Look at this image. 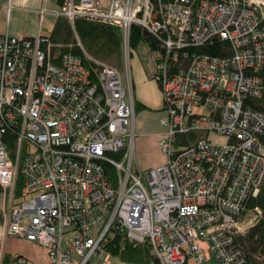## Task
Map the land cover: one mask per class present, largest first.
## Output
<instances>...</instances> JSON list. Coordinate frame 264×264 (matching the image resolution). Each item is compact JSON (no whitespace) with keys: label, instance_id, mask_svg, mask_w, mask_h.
<instances>
[{"label":"built area","instance_id":"2783aa9c","mask_svg":"<svg viewBox=\"0 0 264 264\" xmlns=\"http://www.w3.org/2000/svg\"><path fill=\"white\" fill-rule=\"evenodd\" d=\"M52 13L117 26L123 69L0 32L6 232L47 264H112L116 236L148 241L159 264H249L236 242L263 217L246 201L264 181V0H64ZM133 25L155 36L139 44L163 97L164 160L147 170L132 168ZM214 41L226 52L196 51Z\"/></svg>","mask_w":264,"mask_h":264},{"label":"trees","instance_id":"16d2710c","mask_svg":"<svg viewBox=\"0 0 264 264\" xmlns=\"http://www.w3.org/2000/svg\"><path fill=\"white\" fill-rule=\"evenodd\" d=\"M64 0H56L61 5ZM52 42L62 45L61 52H72L84 56V52L89 56L101 60H119L121 57V31L117 26L107 25L97 21L84 18H76L73 25L64 16H58L53 28L48 35ZM80 41L81 47L77 45ZM140 41L157 47L155 36L140 26L133 25L131 29V45L136 48ZM226 45V43H225ZM222 47V42L214 41L205 43L196 48L197 52L210 55H222L226 52ZM107 63V62H106ZM139 108L136 103V109ZM10 134L11 130H7ZM264 142V137L261 136ZM0 186V193H2ZM18 193V190H17ZM259 206L263 211V217L253 226L249 227L245 234L237 238V244L244 252L246 261L249 264H264V181L256 196H251L246 201V208ZM1 220V211H0ZM114 243L120 246H108L112 253H117L121 260L129 263L159 264L157 258L150 247L148 241L136 242L123 236H116ZM3 261H7L8 256H3ZM16 259V258H15Z\"/></svg>","mask_w":264,"mask_h":264},{"label":"rangeland","instance_id":"374dc122","mask_svg":"<svg viewBox=\"0 0 264 264\" xmlns=\"http://www.w3.org/2000/svg\"><path fill=\"white\" fill-rule=\"evenodd\" d=\"M108 2L109 0H102L103 5H107ZM0 3L5 4L6 0H0ZM18 3L22 6L24 5L21 4V1ZM42 4V0H26V4L23 7L31 8V11L14 9L13 15H10L8 21H6L9 33L11 35H34L37 32L39 24L35 9H40ZM45 6L48 14L43 17L42 32L48 34L56 17H58L52 12L60 5L56 7L49 1ZM146 59V49L144 43L141 42L137 48H135L130 59L133 93L136 103L139 106V108L136 109L134 117L137 136L134 142L135 154L132 168L141 170L151 169L164 160V155L157 145L159 134L164 130L163 125L160 123V118L164 115L161 109L163 97L157 80L151 77L152 67L148 59ZM106 62L117 66L120 70L123 69L124 62L122 54L119 60H108ZM213 140L222 142L224 138L213 136ZM4 207V194L2 192L0 193L1 213ZM17 259L23 261L22 258L17 257ZM1 262L2 259L0 258V264ZM90 262L91 264H103L102 256L92 257ZM111 262L112 264H142L125 262L120 259L117 253H112Z\"/></svg>","mask_w":264,"mask_h":264},{"label":"crops","instance_id":"0c3cea01","mask_svg":"<svg viewBox=\"0 0 264 264\" xmlns=\"http://www.w3.org/2000/svg\"><path fill=\"white\" fill-rule=\"evenodd\" d=\"M19 1H21V4H24L23 6H25L26 0H6L5 4L0 3V32L9 33L8 25L6 21H8L10 15L11 16L13 15L14 9H21V10L23 9V10L31 11V8L23 7L22 5H20L18 3ZM49 1L52 2L54 6L56 7L59 6L56 0H42L43 2L42 6H45L46 3H48ZM8 7L10 8L9 10ZM39 10L40 9L37 10V8L35 9V12L38 15L39 24H38L37 32L34 35H36L38 32L44 34L42 32V22L44 18L40 20L38 14ZM50 32L44 35H49ZM34 35H29V36H34ZM3 256H8L9 259L7 261L1 262V264H47L48 262V254L45 247L35 242L29 241L25 238L8 234L6 232L5 225L0 220V258H2ZM17 257L22 258L23 261L18 260ZM186 264H196V263L194 260L190 259L187 261Z\"/></svg>","mask_w":264,"mask_h":264}]
</instances>
